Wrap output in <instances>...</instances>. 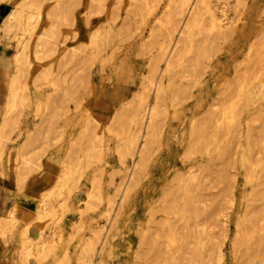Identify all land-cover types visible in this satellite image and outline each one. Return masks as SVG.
<instances>
[{"label": "rangeland", "instance_id": "1", "mask_svg": "<svg viewBox=\"0 0 264 264\" xmlns=\"http://www.w3.org/2000/svg\"><path fill=\"white\" fill-rule=\"evenodd\" d=\"M55 1L59 0H47L44 7L47 8ZM77 1H81V4ZM77 1L73 2L76 5L79 3L80 6L71 5L73 4L72 2L70 5L76 6L77 8L75 7V10L68 11V13H72V16L74 14V18H70L65 21L64 24L62 23V25H59L57 35L52 37V39L54 38L55 40H50L54 45L49 42L48 47L52 49H49L52 51L51 55L42 61H34L32 69L30 70V75L26 78L30 88L35 89L34 83H32L31 80L35 77L34 75H36L37 71L40 70L41 66L45 63H57L59 57L62 55V51H65V57H62V60H60V63L62 62V67L57 65L59 66L57 70H59V72L61 68L62 70L57 74L58 76L67 75V86L69 85V93L67 94L69 95H65L66 93L61 92V89L57 92L59 95L58 109L61 111L56 120L57 123L53 125L44 124L46 128L43 129V125L37 133V124L41 121V117H43V119L44 117L46 118L48 114H50L49 111L52 109L50 101H47L49 106H47L48 103L45 105L44 102L52 88L49 86L51 76L48 75L46 79H37L36 85L37 88H39L38 92L40 94V102L38 101L37 103L39 104L35 105L36 102H29L28 106H26L28 103L26 105H19L20 108H18V112H14L16 117H18L16 118L18 121L15 124V128L9 130L6 133V137L1 139L0 217L6 216L8 211L12 209V205H16V208H18L16 209L17 212L15 211L16 220H14V222L16 221V223L13 224L14 234L11 233L12 229L10 226L8 228V225L2 222V226L5 228L8 236L7 240L0 236V264H21L19 260H17L16 255L19 251V238H26L36 244L40 234H45L44 236H47L46 239L48 241L54 242L53 244L56 246L55 252L44 258L45 262L31 256L28 261L30 264H53L55 263L54 259L64 252L63 249L66 250L65 252H67V255L70 257H68L67 261L69 262H66V264H88L82 261V257H79L82 256L85 239L91 236V238H93V236L95 238V234L97 236L95 241L97 240L98 242H94L96 244L95 246L99 248L102 247V249L99 254L97 253L98 255H90L95 258V261L98 260L99 263L102 262V264H211V262L216 264L215 253L217 252V247H214V245L218 242H221L219 245L221 259L218 264H264V247L253 245V240H250L248 246L251 248L247 251V249H245L246 247H233L232 243L235 232V221H237L238 217L243 215V211H245L244 209H246L248 205L256 207L261 206L260 209L264 212V203L262 204L264 198L259 199L260 196L258 198L256 195H254V197L250 196L252 191H256L255 189L259 187L261 189L264 188V150L260 153V159L256 160L257 151L256 148L251 145L254 143V139L256 140L258 137L253 138L255 134H252L253 136H249V138L246 135L248 139H246V137L244 138L249 129H254L253 133L255 132L257 136H261V133L264 132V118L260 116L256 117L260 114L257 111L262 109L263 112L264 109V91L261 92L262 96L259 100H253L252 103L248 105L247 109L240 112L239 119L241 126L239 128L226 129V123L221 115H218L220 109L217 108L221 100L228 98V94L231 90L229 89L230 87L225 84L227 81L232 82L234 80H232V78L236 77V75H241V73L242 75H245L246 72L249 73L248 69L250 68L248 67H251L253 63L256 68L264 67V65H262L264 63V0H211V2L209 0V5L212 8L210 9L212 11L210 10L209 15L208 12L204 11H202L201 14V17L204 19V21L203 19L202 21L206 22L204 24L201 22V25L203 27L205 26V30H202L203 27L201 25H199V31L195 29V33H193L192 36L193 42L191 43V48H189V44L186 45L183 49L184 52L181 50V57L179 55V58L173 59L175 63L172 61L174 64L171 63L168 68L169 70L164 74L163 82L165 84V94L160 100V114L155 117L156 123L158 124L155 123L156 127L159 126V128H157L150 137L152 144L149 141V145L146 147L147 151L141 165V167H143L141 171L143 172L142 174L139 173L137 179L138 183L137 181L135 182L136 184L129 190L127 196L123 198V200H121V193H123L127 185L128 170L131 169V166L136 160L135 155H127L125 159V166L128 169L125 171H127V173L121 170L123 166L119 164L120 160L118 159L125 149L122 141L125 139L129 119L136 105V100L135 97L133 99V95L134 92L140 88L141 79L143 80L144 78L142 76L147 73L148 67L151 65V59L157 51V44L164 40L163 36L165 33L163 32H165L169 24H171L166 21L167 17L172 13V10L171 7H167L166 5L168 0H164V2L160 0L155 8H151L154 4L152 3L153 0L152 2L149 0H136L137 4L133 3L134 5L131 1L134 2L135 0H125L127 4L124 0ZM120 1H122V4ZM0 2L5 3L9 11L14 6L15 0ZM63 2L66 3L65 0ZM67 2L70 3L71 1L69 0ZM116 2L121 5L117 6L119 4ZM88 3H90L91 6H88ZM124 3L127 7L128 5L130 6V12L133 11L132 9L135 10L133 11L134 13L132 12V16L127 7L126 9L128 11L126 12L125 6L123 5ZM96 5L98 8L102 7L99 10L101 14L98 13L99 11L97 9H93L97 8ZM164 5H166V7ZM134 6H136V8H133ZM86 7L91 11L88 12ZM116 8L118 9L117 16L115 15L117 20H115L114 16ZM214 9L215 11H213ZM94 10H96V13L92 14ZM161 10H163L162 12L164 14ZM220 11H223L222 13L224 14ZM88 13L90 14L88 15ZM205 13H207L208 16L212 13L214 15L217 14L215 15L216 17L222 16L221 19H225L222 21L225 24L227 23L223 26V34H225L226 37V35L230 33L226 39H223L224 35L221 36L223 38H219L218 36L220 35H213V33L215 34L217 31L211 30L209 26L206 27L209 17H206ZM65 14H67V12ZM159 15H162L160 16L161 23H159V30H156V24L158 23H154V19ZM124 16L125 18L128 17V20L124 18L127 24L122 22ZM43 18L42 16L38 22L39 26L43 25ZM84 19L85 22H83ZM86 19H88V21ZM107 19L109 23L106 24L111 26L114 21L113 26L109 27L105 24ZM69 21L73 25L70 23V25L67 26ZM85 23H89L88 26L85 25ZM123 23L126 25L125 28L123 26V29H121V26L117 27V25ZM150 25L154 26H151V28ZM103 26L106 31H103ZM200 26L202 27V31L200 30ZM95 27H97V29L99 28L98 32L101 33V37L107 35L109 32L108 35H110V38L108 39L109 42L107 41V45L105 44L104 47L98 48L102 53L99 54L98 52V57L92 60V64L87 58V60L85 59L84 51H86V49L83 44L86 40V34L92 32ZM151 29H154L155 32L157 31L154 33L155 35L150 34ZM119 30H123L121 32L122 34L119 33ZM118 34L119 36H117ZM6 35L2 37L7 40L6 43L8 42V44L13 47L15 41V38L12 37V35H14L13 32H8ZM72 35L75 36L73 37ZM147 35L151 37L148 36L147 38ZM213 36H217V39ZM142 39L144 40L142 41ZM213 39L216 42V48L215 45H213L215 44ZM212 40L214 43L211 45ZM142 42H148L146 44L147 46H141ZM78 43H80V45L77 46ZM109 43L111 46L108 45ZM209 48L212 49L209 51L207 50ZM68 49L71 51H68ZM208 53L209 55L207 56ZM74 54L76 55L73 56ZM78 61H82L83 63L81 62L80 64ZM249 62L252 63L250 66L248 65L247 68L243 67ZM60 63L58 62V64ZM64 65L66 66L64 67ZM163 65L165 66V58L158 61L159 68H164ZM65 71L68 72L65 73ZM79 73L81 75H79ZM86 75H89L91 83L87 85L88 87L84 80L81 79ZM48 78L49 80H47ZM75 78L78 80H75ZM42 82L45 84H42ZM0 84L3 90H6L4 82L2 81ZM83 85L87 88L85 89L82 87ZM180 94L182 95L179 96ZM68 96H70V98ZM219 98L221 100H219ZM2 99H6L5 93L3 92ZM129 99L130 103L128 102ZM61 101L65 106L62 107L63 104ZM67 102L68 104H66ZM212 103L213 106H211ZM125 106L127 108H125ZM3 107V109L0 108V111H2L0 112V120L3 118L5 104H3ZM209 108H211L210 111L213 112L214 116V121L212 120L214 123L212 122L211 124L213 125H210L212 131L208 128L207 131L210 135H205L204 139L206 140L203 142L199 139L201 143L197 141L200 145L204 143V147L200 149V146H197L199 151L195 149L193 151L196 152L191 150V152L185 154L187 153L185 150L194 142L195 137L193 138L194 134L191 135V133H195V131L199 130V126L197 127V125H200V120L204 115L203 112H206ZM19 109L23 110L19 112ZM122 109L125 110V112L119 111L121 115L119 114L120 117L116 118V120L115 117L117 115L115 116V114H117L118 110L122 111ZM214 109L219 113L215 112ZM255 110L257 113H255ZM252 111L253 115L254 113L257 115L252 116ZM123 113L125 115L122 118ZM128 113H131V115ZM45 114H47V116H45ZM244 114H247V116ZM248 115H251V117H248ZM252 117L255 118L253 119ZM112 118L115 120H112ZM119 118L121 119L118 121ZM250 118L253 119L254 123ZM245 119L247 120L246 123H244ZM248 119H250L249 122ZM255 125H257V128L254 127ZM260 125L262 128L259 127ZM260 128L262 130H260ZM255 129L257 130L255 131ZM123 131H125V134ZM219 131L220 133H218ZM221 132L224 133V135ZM114 133H116L117 136H115ZM250 133H252V131ZM215 136H219L218 138L216 137L217 140H215ZM242 141L244 142L241 143ZM248 141L249 146L247 145ZM214 143L215 145L213 147L212 144ZM238 143L240 147H237ZM117 144H119V146ZM209 147H213L212 152L209 150ZM221 148H226V151H229L231 154L228 162H224L223 160L220 161V158L217 160L218 155L216 154L219 153L217 152L219 149L222 150ZM238 149L248 150L250 155L253 153V156L251 155L252 157H250L253 162L251 163L250 160L249 162H245V165L243 162H240L239 159L233 162L236 151H239ZM69 151L73 152V154ZM74 151H76V153H74ZM21 157L28 158L30 161L36 163H28L30 175L25 176L18 184L17 180L14 178L16 166L20 164L19 158ZM63 159H67L65 161L70 163V165L71 163L75 164L81 162V165L86 167L82 176L79 178L78 187L70 193L64 205L65 207L59 208L61 212H59L57 208V211L52 213L54 216L50 214L39 219L35 218L34 212L39 190L42 186L44 187L52 183ZM242 167L244 170L245 167H247V172H244ZM101 168L102 170H100ZM189 168H192L194 171L196 183L186 184L184 181L178 179L179 176H182V172H186ZM93 169H95V171ZM98 171H102V173L100 174ZM97 173L100 174L98 178L99 190L100 193H102L100 197L101 200L94 198L90 202L92 204L91 207L86 208L84 202L87 199V188L91 185L90 178L92 175L96 176ZM123 173L126 177H124ZM99 174H97V176ZM250 174L251 177L247 181V176ZM260 175H263L261 179ZM122 176L124 178H122ZM230 179H234L233 183L230 182ZM256 183H258V186ZM185 184L187 187H185ZM186 189L189 190L187 191ZM172 191V196H169L167 199L165 198L166 200L162 198L166 192ZM174 191L176 192L174 193ZM114 193H116V195ZM183 194L186 195L184 196ZM105 195L112 196L113 199L111 203H113V201L114 203L108 204V197L105 198ZM169 198H172V201ZM249 198L252 200L257 198L259 200L256 199L257 202H249L251 200ZM161 199H164V202ZM167 200H169L168 202L170 204ZM115 204L118 208L114 207ZM162 205L167 206L165 207L166 211L162 210ZM159 206L162 208L160 209ZM83 208H86V210ZM105 210L108 214L103 213L106 212ZM112 215L115 217H112ZM50 216L51 218L49 219ZM46 220H48V222ZM262 222L264 223V220H262L261 223ZM98 224L103 225L101 226L102 230L100 228L101 231L97 230L96 233H94V231H92L94 229L93 227ZM112 224L114 226H112ZM16 230H19L18 234ZM91 232L94 235H92ZM12 236L14 238H12ZM48 237L50 239H48ZM89 239L90 238L87 240ZM108 245L110 246L108 247ZM107 249L108 251H106ZM99 255L103 256V258L100 259Z\"/></svg>", "mask_w": 264, "mask_h": 264}, {"label": "bare ground", "instance_id": "2", "mask_svg": "<svg viewBox=\"0 0 264 264\" xmlns=\"http://www.w3.org/2000/svg\"><path fill=\"white\" fill-rule=\"evenodd\" d=\"M0 1H9V0H0ZM46 1L47 0H15L14 2V6L6 13V15L4 16L3 20H2V25L0 26V36H3V35H6L8 32L12 33L14 35H12L13 38H15V41H14V45H13V48L10 52V55H9V62L12 66V70L11 71H6L5 74H4V77H3V82L6 86V92H5V111L3 113V118L0 120V145L2 144V141L1 139L3 137H6V133L9 131V130H12L13 128H15V124L17 123L18 117H16V115L14 114V112H18V108L19 105H29V102L31 103H37L39 101V92H38V89L37 88V79L38 78H44L46 79V77L51 76L50 78V85L52 88H51V91H49L50 93H48L49 95L46 97V96H43V97H46L45 98V105L50 101V103L52 104V109L49 111L50 114H45V116H47L46 118L44 117H41V121L37 124V133L39 131V129L44 125V124H54V123H57V119L59 117V113L61 112L60 109H58V105H59V102H58V97L59 95L57 94L58 90L61 89V92L63 93H66L65 95H69L67 93H69L68 91V87L69 85L67 86V75H63V76H58V74L61 72H59V70H57V67L61 66L62 67V62L60 63V60H62V57H65L66 53L65 51L63 50L62 51V55L59 57V63H54V62H51V63H45L43 66H41L39 73L37 71L36 75H34L35 77L32 78V83H34V88L37 89H31L30 86L28 85L27 83V80L26 78L30 75V70L32 69V65L34 63V61H42L46 58H48L52 51L51 47H48L49 46V42L50 40H55L54 38L52 39V37H54L55 35H57L58 33V27L59 25H62V23L64 24L65 21H67L68 19H73L74 17V14L73 16L68 13V11H71V10H75L74 8L76 6H80V2L81 1H77V0H70L71 2L68 3L67 1L69 0H65L66 3H64L63 1L64 0H59V1H55L52 5L48 6L47 8H45V4H46ZM77 1L79 2L78 5L74 4V2ZM90 2V0H88ZM92 1V0H91ZM101 1V0H100ZM125 1V0H124ZM131 1V0H130ZM139 1V0H137ZM137 1L135 0L134 2L131 1V3L133 4H137ZM146 1V0H144ZM143 1V2H144ZM152 2V0H149ZM160 0H153L152 3L153 4V7L151 8H155L156 5H158ZM244 1V0H243ZM73 2V4H71ZM118 2V1H117ZM116 2V3H117ZM121 4H122V1H120ZM164 2V0H163ZM211 2V0H210ZM209 0H168L166 5L167 7H171V10H172V13L167 17V23H171L169 24V27L167 28V30L164 31L163 33L164 34V40L160 43L157 44V51L155 53V55H153V58L151 59V65L148 67V71L146 74H144L142 77L143 80L141 79V82H140V85H139V89L134 92V95H133V99L135 97V100H136V105L134 107V110H133V113L131 115V113L129 115H131V118L129 119V124H128V121H127V124H128V129H127V132H126V135H125V139L122 141L123 142V145L125 147V149L123 150L122 154H120L119 156V159L120 160V163L121 166H123V168L121 169L122 171L126 172L125 170H128L127 167L125 166V159H126V156L127 155H132L134 156L135 155V161L133 163V165L131 166V169L128 170L129 171V174H127V185L126 187L124 188L123 190V193H121L122 195V198L121 200H123V198H125L129 192V190H131L132 187H134V184H136L135 182L137 181L138 183V176H139V173L142 174L143 171H141V169L143 167H141L142 165V162L144 160V157H145V154H146V147L147 145H149V141H150V137L152 136V134L156 131L158 127H156V120H155V117L160 114V109H159V106H160V100L161 98H163L164 94H165V87H164V82H163V77H164V74L167 73V71L169 70V66L170 64H174V60L173 59H176L177 57L179 58V55L181 57L182 55V51L186 45L189 44V48H191V43L193 42L192 41V36H193V33H195V29L198 30L199 28V25H201V22L202 24L206 23V22H203L204 19L201 17V14H202V11L204 12H208V15L210 13V10L212 9L211 6L209 5ZM240 2V1H239ZM125 3L127 4V2L125 1ZM123 4L125 6V10L126 12L130 9L129 5L128 7L126 6V4ZM139 3V2H138ZM145 3V2H144ZM151 3V4H152ZM64 4V5H63ZM76 5L75 7L74 6H71V5ZM89 5L88 6H91L90 3H88ZM102 4V3H101ZM105 4V3H104ZM103 4V5H104ZM119 5L117 6H120L121 4L120 3H117ZM133 4V5H134ZM148 4V3H147ZM146 4V5H147ZM93 5V4H92ZM99 5V4H97ZM96 5L97 8H93V9H97L98 11L102 8V7H99ZM131 5V4H130ZM166 5H164L166 7ZM111 6V4H110ZM116 6V7H117ZM123 6V7H124ZM152 6V5H150ZM214 6V4H213ZM212 6V7H213ZM70 7V8H69ZM115 7V5H114ZM112 6V8L115 10ZM127 7V9H126ZM132 7V6H131ZM138 7V5H137ZM148 7V6H147ZM218 7V5H217ZM216 7V9H217ZM77 8V7H76ZM87 8V11L90 12L91 10H88L89 8ZM111 8V9H112ZM133 8H136V6H134ZM164 8V7H163ZM211 8V9H210ZM223 8V7H222ZM221 8V9H222ZM69 9V10H68ZM85 9V8H84ZM124 9V8H122ZM132 9V8H131ZM149 9V7H148ZM147 9V10H148ZM167 9V8H166ZM219 9V8H218ZM114 10H111V11H114ZM133 11H135L134 9H132ZM152 10V9H151ZM164 10V9H163ZM161 10V12L163 11ZM223 10V9H222ZM118 9L116 8V13L114 14V16L118 13L117 12ZM132 11V12H133ZM153 11V10H152ZM165 11V10H164ZM212 11V10H211ZM215 11V9L213 10ZM67 12V14H65ZM85 12V10H84ZM130 12V10H129ZM131 13V16L133 15V13ZM221 12V11H220ZM219 12V13H220ZM223 12V11H222ZM221 12V13H222ZM78 13V12H77ZM96 13V10L93 11L92 14ZM100 13V11L98 12ZM112 13V12H111ZM163 13V12H162ZM216 13V12H215ZM220 13V14H221ZM86 14V13H85ZM84 14V16H85ZM90 13H88L89 15ZM101 14V13H100ZM164 14V13H163ZM204 14V13H203ZM224 14V13H222ZM78 15V14H77ZM111 15V14H110ZM109 15V16H110ZM206 17L208 16L207 13H205ZM217 15V14H215ZM213 13L210 14L209 17V21L208 20H205V21H208V23L206 24V27L209 26V28L211 30H215L217 31L215 34L213 33V35H220L218 36L219 38H223L221 37L222 35H224V38L223 39H226L227 36L230 34H227L226 37H225V34H223V26L225 23H223L222 21L225 20V19H221V17H216ZM42 16L44 17V22H43V25L42 26H39L38 25V22L40 21V19L42 18ZM104 16V15H103ZM108 16V15H107ZM113 16V15H111ZM110 16V17H111ZM117 16V15H116ZM115 16V20H117ZM160 16L162 15H159L157 17H155V22L154 23H158L156 24V30H159V23H161V20H160ZM224 16V15H223ZM226 16V15H225ZM82 17V15H81ZM99 17V16H98ZM87 18V17H86ZM96 18V17H95ZM113 18V17H112ZM125 16L123 17V21L122 22H125L126 21L124 20ZM128 18V17H127ZM125 18V19H127ZM205 18V17H204ZM226 18V17H225ZM106 19V18H104ZM203 19V21H202ZM83 20V19H81ZM88 21V19H86ZM97 20V19H96ZM128 20V19H127ZM130 20V19H129ZM107 21V22H106ZM105 21V24L106 23H109L108 19ZM112 21V20H110ZM229 21V20H228ZM227 21V22H228ZM77 22V21H76ZM85 22V19L84 21ZM146 22V21H145ZM164 22H165V19H164ZM67 23V22H66ZM70 21H69V24L67 26L70 25ZM102 23V22H101ZM104 23V22H103ZM113 23L114 21L112 22V25L113 26ZM125 23L121 24V25H117L118 26H121V29H123V27L125 28ZM153 23V24H154ZM229 23V22H228ZM230 23H231V20H230ZM72 24V23H71ZM89 23H85V25L88 26ZM100 24V23H99ZM98 24V25H99ZM127 24V23H126ZM227 24V23H226ZM225 24V25H226ZM73 25V24H72ZM104 25V24H103ZM107 26H109L108 24H106ZM144 25V24H143ZM109 26V27H111ZM115 26V25H114ZM123 26V27H122ZM153 27L154 25H150V27ZM202 26V25H201ZM200 26V30L201 27ZM99 27V26H98ZM104 27V26H103ZM102 27V28H103ZM108 27V28H109ZM149 27V28H150ZM151 27V28H152ZM158 27V28H157ZM205 27V26H204ZM204 27L202 28V30H205ZM63 28V27H62ZM93 28V27H92ZM91 28V29H92ZM107 28V27H106ZM61 29V27H60ZM64 29V28H63ZM85 29H86V26H85ZM99 29V28H98ZM98 29L97 27L94 28V30L92 32H88L86 34V40L84 41V48L86 49L85 52V59L87 58L88 61H91L92 64H93V59L97 58L98 57V52L99 54L102 53V51L100 52L98 48H101V47H104V45L106 44L107 45V41L108 39L110 38V35L109 32L107 35H104L103 37H101V33L98 32ZM111 29V28H110ZM109 29V30H110ZM127 29V28H126ZM106 31L105 27L103 29V31ZM113 30V29H112ZM128 30V29H127ZM201 30V31H202ZM87 31V30H86ZM111 31V30H110ZM120 31V30H119ZM123 31V30H122ZM122 31H120L119 33H121ZM199 31V30H198ZM61 32V31H60ZM112 32V31H111ZM136 32V31H135ZM150 32V30H149ZM157 32V31H156ZM154 29H151V32L150 34H154L156 33ZM197 32V31H196ZM64 33V32H63ZM73 33V32H72ZM198 33V32H197ZM196 33V34H197ZM225 33V32H224ZM62 34V33H60ZM122 34V33H121ZM11 35V34H10ZM155 35V34H154ZM7 36V35H6ZM73 36V35H72ZM75 36V35H74ZM73 36V37H74ZM119 36V34L117 35ZM148 36L150 35H147V38ZM9 37V35H8ZM65 37V35H64ZM151 37V36H150ZM213 37H217V36H213ZM118 38V37H117ZM143 38V37H142ZM214 38V39H215ZM11 39V38H10ZM213 39V40H214ZM217 39V38H216ZM9 40V39H8ZM144 39H142L143 41ZM148 40V39H147ZM161 40V39H160ZM212 40V43L211 45L215 42H213ZM220 40V39H219ZM7 41V40H6ZM114 41V40H113ZM119 41V40H118ZM149 41V40H148ZM63 42V41H62ZM109 42V41H108ZM145 42V41H144ZM142 42V45L141 46H147L146 43ZM199 42V41H198ZM8 43V42H7ZM53 44V42H50ZM4 44V43H3ZM2 44V45H3ZM112 44V43H111ZM117 44V43H115ZM114 44V45H115ZM198 44V43H197ZM263 44V43H262ZM7 45V44H6ZM54 45V44H53ZM80 45V43L77 44V46ZM110 45V43L108 44ZM194 45V44H193ZM210 45V44H209ZM208 45V46H209ZM215 48H216V42L215 44ZM264 45V44H263ZM52 46V45H51ZM76 46V47H77ZM111 46V45H110ZM113 46V45H112ZM75 47V46H74ZM89 47V48H88ZM114 47V46H113ZM213 47V46H212ZM263 47V46H262ZM78 48V47H77ZM82 48V47H81ZM115 48V47H114ZM112 48V49H114ZM197 48V47H196ZM214 48V49H215ZM50 49V50H49ZM104 49V48H103ZM119 49V48H118ZM212 49V48H211ZM210 48L207 49V50H211ZM70 49H68L69 51ZM84 50V49H83ZM187 50V49H186ZM190 50V49H189ZM67 51V53H68ZM71 51V50H70ZM104 51V50H103ZM106 51V50H105ZM207 51V52H209ZM215 51V50H214ZM213 51V52H214ZM78 52V51H76ZM81 52V51H79ZM184 52V50H183ZM263 53V52H262ZM248 54V53H247ZM69 55V54H68ZM76 54H74L73 56H75ZM209 55V53L207 54V56ZM264 55V54H263ZM79 56V55H78ZM101 56V55H100ZM106 56V55H105ZM186 56V55H185ZM70 57V56H69ZM82 57V56H81ZM107 57V56H106ZM261 57V56H260ZM72 58V57H71ZM84 58V57H82ZM80 58V59H82ZM104 58V57H103ZM165 58V66L164 68H159L158 66V61L161 59ZM86 59V60H87ZM100 59V58H99ZM98 59V61H99ZM103 60V59H102ZM101 60V61H102ZM198 60V59H197ZM87 61V62H88ZM104 61V60H103ZM102 61V62H103ZM174 63H173V62ZM260 61V60H259ZM69 62V61H68ZM79 62V61H78ZM82 62V61H81ZM81 62H79L81 64ZM241 62V61H240ZM83 63V62H82ZM163 63V62H162ZM263 63V62H262ZM250 64L252 63H248L246 64L245 66L243 67H248V65L250 66ZM256 64V63H255ZM59 65V66H57ZM73 65V64H72ZM192 65V64H191ZM264 65V63L262 64ZM66 65H64L65 67ZM81 66V65H80ZM253 66V67H252ZM251 67H248L250 69H248L249 73L246 72V74L241 75H236V77H233L232 78V82H226L225 84L228 85L231 89L229 94H228V98L227 99H223L221 100L219 98L220 103H219V107H217L218 109H220V113L218 111H214L219 113L218 115H221V117L224 119V122L226 123L225 126H226V129L228 128H235V127H240L241 126V123H240V119H239V114L242 110H245L247 109L248 105L252 103L253 100L255 99H258L261 98L262 96V91H264V67L262 66L261 68H256L254 63ZM78 67V65H77ZM242 67V69H243ZM74 68V67H72ZM71 68V69H72ZM82 68V67H81ZM83 69V68H82ZM74 70V69H73ZM72 70V71H73ZM247 70V69H246ZM245 70V71H246ZM251 70V71H250ZM71 71V72H72ZM76 71V70H75ZM86 71V70H85ZM171 71V70H170ZM244 71V70H243ZM59 72V73H58ZM68 71H65V73H67ZM78 72V71H77ZM236 72V71H235ZM238 72V71H237ZM242 72V71H241ZM58 73V74H57ZM70 73V72H69ZM87 73V72H86ZM85 73V74H86ZM248 73V74H247ZM38 74V75H37ZM89 74V73H88ZM170 74V73H169ZM237 74V73H236ZM250 74V75H249ZM79 75H81L79 73ZM84 75V74H83ZM73 76V75H72ZM166 76H170V75H166ZM165 76V77H166ZM222 76V75H221ZM72 78V77H71ZM77 78H75L76 80ZM80 79V78H79ZM84 80L86 86L91 84L90 83V79H89V75H86L84 78H81ZM171 79V78H170ZM42 80V79H41ZM49 80V78L47 79ZM74 80V81H75ZM78 80V79H77ZM82 80V81H83ZM168 80V78H167ZM73 81V82H74ZM166 81V80H165ZM231 81V80H229ZM45 82V81H44ZM42 82V84L44 83ZM49 82V81H48ZM47 83V82H45ZM44 83V84H45ZM75 83V82H74ZM73 83V84H74ZM79 83V82H78ZM41 84V82H40ZM71 84V83H70ZM77 84V83H76ZM82 84V83H81ZM32 85V84H31ZM41 86V85H40ZM78 86V85H76ZM39 87V85H38ZM84 87V85L82 86ZM81 87V88H82ZM88 87V86H87ZM87 87H84L85 89ZM186 88V87H185ZM188 88V87H187ZM83 89V88H82ZM182 89V88H181ZM75 90V89H73ZM189 90V89H188ZM224 90V89H223ZM60 91V90H59ZM85 91V90H83ZM184 91V90H182ZM75 92V91H73ZM62 93V94H63ZM179 93H182V92H179ZM223 93V92H222ZM227 93V92H225ZM224 93V94H225ZM60 94V93H59ZM74 94V93H73ZM264 94V92H263ZM64 95V94H63ZM151 95V97H150ZM182 94H180L179 96H181ZM61 96V94H60ZM81 96V95H79ZM176 96V95H175ZM226 96V95H225ZM62 97V96H61ZM70 98V96H68ZM68 99V98H67ZM78 100V99H77ZM218 100V102H219ZM48 101V102H47ZM63 101V100H62ZM61 101V102H62ZM69 101V99H68ZM128 101V100H127ZM126 101V102H127ZM133 101V100H131ZM40 102V101H39ZM74 102V100H73ZM77 102V101H76ZM130 103V99L128 101ZM35 105H38L39 103H37ZM78 103V102H77ZM128 103V104H129ZM50 104V105H51ZM63 104V102H62ZM68 104V102L66 103ZM43 105V103H42ZM76 105V103H75ZM80 105V104H79ZM47 106H49V103L47 104ZM46 106V107H47ZM65 106L64 104L62 105V107ZM77 106V105H76ZM209 106V105H208ZM213 106V103L212 105ZM210 106V107H211ZM217 106V105H215ZM264 106V105H263ZM38 107V106H37ZM43 107V106H42ZM41 107V108H42ZM45 107V108H46ZM60 107V106H59ZM68 107V106H67ZM132 107V106H131ZM259 107V106H257ZM4 108V107H3ZM2 108V109H3ZM61 108V107H60ZM125 108H127L125 106ZM256 108V106H255ZM260 108V107H259ZM124 109V107H123ZM118 110L117 114H115V119L120 117L121 113L120 112H125V110ZM211 108H209L206 112L204 111V115L202 117V119L199 121L200 122V125H197V127L199 126V130L195 131V133H191V135L194 134L193 138H194V142L188 147L187 150H185V154H188L189 152H191V150H198L197 146H200V149L201 147H204V143H202V145H200L198 142L200 141L199 139H201V141H205L206 139L205 138V135H210L208 134V131L207 129L210 128L211 129V126L210 125H213L211 124L214 120H213V112L210 111ZM254 109V108H253ZM257 109V108H256ZM23 110V109H22ZM19 109V112L22 111ZM252 110V109H251ZM258 110V109H257ZM260 110V109H259ZM68 111V110H66ZM116 111V110H115ZM120 111V112H119ZM128 111V110H127ZM2 112V111H0ZM38 112V111H36ZM129 112V111H128ZM214 112V113H215ZM250 112V111H248ZM259 112L260 114H255ZM255 110V113L254 115H257L256 117L260 116L262 118H264V109H263V112H262V109L260 111H257ZM22 113V112H21ZM41 113V112H40ZM116 113V112H115ZM252 113V116L253 115V111L251 112ZM120 114V115H119ZM127 114V115H128ZM248 114V113H247ZM247 114L245 116H247ZM1 115V114H0ZM14 115V116H13ZM42 115V114H41ZM124 113L122 115V118L124 117ZM1 117V116H0ZM220 117V116H219ZM248 117H251V115ZM253 118V117H252ZM250 118V119H252ZM255 118V117H254ZM253 118V119H254ZM64 119V118H63ZM111 119V118H110ZM112 118V120H115ZM121 118L118 119V121L120 120ZM157 119V118H156ZM218 119V118H217ZM248 119V122L249 120ZM253 119H252V122H253ZM117 120V119H116ZM213 120V121H212ZM21 121V120H19ZM56 121V122H54ZM123 121V119H122ZM255 121V120H254ZM264 121V120H263ZM261 121V122H263ZM93 122V121H92ZM112 122V121H111ZM159 122V121H158ZM247 120L245 119L244 120V123H246ZM116 123V122H115ZM123 123V122H122ZM121 123V124H122ZM156 123V124H155ZM214 123V122H213ZM254 123V122H253ZM111 124V123H109ZM117 124V123H116ZM126 124V125H127ZM257 124V123H256ZM261 124V123H260ZM51 125V126H52ZM56 125V124H55ZM158 125V124H157ZM244 125V124H243ZM262 125V124H261ZM261 125L259 127H261ZM46 125H44L43 129H45ZM263 126V125H262ZM56 127V126H55ZM96 127V126H95ZM213 127V126H212ZM255 128H257V125L254 126ZM259 127H258V130H259ZM97 128V127H96ZM251 128V127H250ZM262 128V127H261ZM260 128V130H262ZM60 129V128H59ZM106 129V128H105ZM116 129V128H115ZM197 129V128H196ZM195 129V130H196ZM246 129H249V128H246ZM253 129V128H252ZM48 130V128H47ZM95 130V129H94ZM191 130V129H190ZM223 130V129H222ZM251 129H249V131L247 130V133L245 131V136L244 138L247 137L249 138V136H253V138H257L256 140L254 139V143L251 145L252 147L254 146L256 148V160L260 159V153L263 152L264 150V132L261 133V136H257V134L254 132L253 133V130L252 133H250ZM257 129H255L256 131ZM49 131V130H48ZM115 131V130H114ZM212 131V129H211ZM210 131V133H211ZM240 131V130H239ZM238 131V132H239ZM264 131V129H263ZM118 132V131H117ZM124 134H125V131H123ZM194 132V131H193ZM223 132V131H222ZM221 132V133H222ZM81 133V132H80ZM111 133V132H110ZM119 133V132H118ZM220 133V131L218 132ZM231 133V132H230ZM243 133V132H242ZM258 133V132H257ZM115 136H117L116 133H114ZM217 134V133H216ZM224 135V133H222ZM253 134V135H252ZM119 135V134H118ZM98 136V135H97ZM100 137V136H99ZM158 137V136H157ZM207 137V136H206ZM217 136H215V140ZM219 137V136H218ZM217 137V138H218ZM246 137V139H248ZM79 138V137H78ZM122 138V137H121ZM121 138H120V141H121ZM222 138V137H221ZM234 138V137H233ZM251 138V137H250ZM5 139V138H4ZM102 139V138H101ZM100 139V141H101ZM203 139V140H202ZM245 139V140H246ZM98 140V139H97ZM140 140V141H138ZM229 140V139H228ZM227 140V141H228ZM244 140V139H243ZM78 141V140H77ZM198 141V142H197ZM200 141V143H201ZM210 141V140H208ZM247 141V140H246ZM251 141V139H250ZM92 142V141H91ZM151 142V141H150ZM197 142V143H196ZM244 141H242L241 143H243ZM209 143V142H208ZM251 143V142H250ZM152 144V142H151ZM198 144V145H197ZM226 144V143H225ZM98 145V144H97ZM119 146V144H117ZM215 143L212 144V146L214 147ZM227 145V144H226ZM230 145V144H229ZM246 145V144H245ZM247 145L249 146V141L247 143ZM223 146V145H222ZM221 146V147H222ZM240 147V144L238 143L237 147ZM1 147V146H0ZM76 147V145H75ZM102 147V146H101ZM213 147H209L211 150V152L213 151ZM228 147V146H227ZM86 148V147H85ZM84 148V150H85ZM96 148V147H95ZM115 148V147H114ZM120 148V147H119ZM222 149V148H221ZM78 150V149H76ZM96 150V149H94ZM208 150V151H209ZM239 150V149H238ZM98 151V150H96ZM199 151V150H198ZM71 152V151H69ZM118 152V151H117ZM193 152H196V151H193ZM192 152V153H193ZM219 153H217L216 155L217 156V160H219L220 158V161L223 160L224 162H228L230 157H231V154L229 153V151L227 152L226 151V148H223L222 150L219 149V151H217ZM19 153V152H18ZM73 154V152H71ZM74 153H76V151H74ZM97 153V152H96ZM191 153V154H192ZM201 153V152H200ZM207 153V152H206ZM251 153V152H250ZM85 154V153H84ZM94 154V153H93ZM22 155V154H21ZM68 155V154H67ZM66 155V156H67ZM215 155V157H216ZM234 155V154H233ZM251 155L253 156V153H251ZM250 154H249V151L248 150H243V149H240L239 151H236L235 155H234V161L236 159H239L240 162H243V164L245 162H249L251 159L250 157H252ZM73 156V155H72ZM87 156V155H86ZM91 156V154H90ZM20 157V155H19ZM73 157H76V156H73ZM98 157V156H97ZM14 158H17V157H14ZM69 158V157H68ZM67 158V159H68ZM93 158V157H92ZM65 159V160H67ZM83 159V158H82ZM255 159V158H254ZM63 159V161L60 163V167L58 168V171L55 175V178L52 180V183H50V185H45L44 187L42 186V188L39 190V196H38V199H37V202H36V206H35V218H41L43 216H46V215H50L51 216H54L52 215V213H55L57 211V208L59 209L60 207H63L66 202H67V198L69 197L70 193L76 189L78 187V183H79V178L82 176L83 172H84V169L86 168L85 166L81 165V162H77V163H67V161H65ZM73 160V159H72ZM71 160V161H72ZM84 160V159H83ZM96 160V159H95ZM82 161V160H81ZM222 161V162H223ZM19 162L20 164L16 166V170H15V180H17L18 184L20 183V180L23 179L25 176L27 175H30L29 173V168H28V163L32 162L30 161V159L28 158H24V157H21L19 158ZM34 162V161H33ZM32 162V163H33ZM74 162V161H72ZM76 162V161H75ZM127 162V160H126ZM253 162V160H251V163ZM36 163V162H34ZM220 163V162H219ZM218 163V165H219ZM85 164V163H84ZM232 164V163H230ZM236 164V163H235ZM234 164V165H235ZM38 165V164H37ZM70 165V166H69ZM242 165V164H241ZM245 165V164H244ZM243 165V166H244ZM223 166V165H222ZM232 166V165H231ZM40 167V166H39ZM103 168V167H102ZM102 168L100 170H102ZM230 168V167H229ZM243 168V167H242ZM29 169V170H28ZM96 169V168H95ZM95 169H93L95 171ZM92 170V171H93ZM144 170V169H143ZM236 170V169H235ZM244 170V168L242 169ZM33 171V170H32ZM141 171V172H139ZM247 172V167H245V170L244 172ZM258 171V170H256ZM8 172V171H7ZM13 172V171H12ZM99 172V171H98ZM243 172V173H244ZM34 173V172H33ZM100 174L102 173L99 172ZM97 173V174H99ZM122 173V172H121ZM257 173V172H256ZM264 173V172H263ZM262 173V174H263ZM3 174V173H2ZM96 174V176H97ZM100 174L96 177L95 175H92V177L90 178V187L87 188V199L85 200V207L86 208H89L91 207V200H93L94 198H97L98 200L100 199L101 197V194L100 193V190H99V176ZM124 177H126V175L123 173ZM264 175V174H263ZM263 175H260V179L261 177H263ZM141 176V175H140ZM122 176V178H124ZM251 177V174L247 176V181L250 179ZM121 178V179H122ZM179 180H182L184 181L186 184H190V183H193L195 182V174H194V171L192 170V168H189L186 172H182V176H179L178 177ZM263 179V178H262ZM89 180V179H88ZM123 180V179H122ZM233 180L234 179H230V182L233 183ZM262 181V180H261ZM260 182V180H259ZM177 183V182H176ZM196 183V182H195ZM255 183V182H254ZM253 183V184H254ZM11 184V183H10ZM185 184V187H187V185ZM257 186H258V183H256ZM263 184V183H262ZM231 185V184H230ZM260 185V184H259ZM189 186V185H188ZM253 186V185H252ZM255 186V184H254ZM17 187V186H16ZM197 187V185H196ZM232 187V186H231ZM183 189V188H182ZM264 189V188H263ZM261 189L260 187L255 189L256 191H252L251 193L254 194H250L251 197H254V195L260 196L259 199H262L264 198V190ZM115 190V189H114ZM181 190V189H179ZM187 190V189H186ZM189 190V189H188ZM187 190V191H188ZM228 190V188H227ZM231 190V189H230ZM117 191V189H116ZM121 191V190H120ZM170 191V190H169ZM177 191V190H176ZM174 191V193L176 192ZM117 193V192H116ZM116 193H114L116 195ZM172 192H166L165 195L162 196V198H168L169 196H172ZM184 193V192H183ZM178 194V193H177ZM231 194V193H230ZM130 195V194H129ZM174 195V194H173ZM184 196L186 194H183ZM226 195V194H225ZM108 197V198H107ZM112 196H106L105 195V198H107L108 200V204H110L112 202V199L113 197L111 198ZM37 198V197H36ZM161 198V197H160ZM185 198V197H184ZM104 199V197H103ZM102 199V200H103ZM115 199V198H114ZM128 199V198H127ZM164 199H161L163 202H164ZM165 199V200H166ZM171 201H172V198H169ZM189 199V197H188ZM251 199V198H249ZM248 199V200H249ZM255 198V200H250L249 202H254L259 199ZM101 200V199H100ZM120 200V199H119ZM117 200V201H119ZM196 200V199H195ZM246 200V199H245ZM264 200V199H263ZM161 201V202H162ZM169 200H167L168 202ZM186 201V200H185ZM191 201V200H190ZM189 202V201H188ZM248 202V203H249ZM114 203V201H113ZM111 203V204H113ZM119 203V202H118ZM117 203V204H118ZM169 203V202H168ZM187 203V202H186ZM184 203V204H186ZM259 203V202H258ZM264 203V201H262V204ZM14 204V203H13ZM170 204V203H169ZM119 205V204H118ZM117 205V206H118ZM264 205V204H263ZM12 209H10L8 211V213L6 214L5 217H1L0 218V236L1 237H4L6 238L5 240H7V232L5 230V228H3L2 226V222L5 223V225H8V228L10 226V228L12 229L11 233L14 234V230H13V224L16 223V221L14 222L15 219V213L17 212V208H16V205H12ZM107 206V205H106ZM163 206V205H162ZM170 206V205H169ZM65 207V206H64ZM116 207V204L115 206ZM160 207V206H159ZM167 206H163L160 207V209L162 208V210H165ZM261 206H253V205H248L246 207V209H244L245 211H243V215L238 217L236 224H235V232H234V237L232 239V243H233V247H246L245 249H247V251L249 250V243H250V240H253V245L257 246V247H264V223L261 221L264 220V212L260 209ZM20 208V207H19ZM86 208H83L86 210ZM107 208V207H106ZM118 208V207H116ZM122 208V207H121ZM21 209V208H20ZM92 209V208H91ZM115 209V208H114ZM25 210V209H23ZM117 210V209H116ZM115 210V211H116ZM16 211V212H15ZM106 211V210H105ZM111 211V210H110ZM114 211V213H115ZM166 211V210H165ZM188 211V210H187ZM24 212V211H23ZM59 212L60 209H59ZM117 212V211H116ZM191 212V211H189ZM193 212V211H192ZM83 213V211H82ZM104 214L107 213L106 212H103ZM111 213V212H110ZM195 213V212H194ZM28 214V213H27ZM60 214V213H59ZM108 214V213H107ZM27 216V215H26ZM51 216L49 217V219L51 218ZM114 215H112L113 217ZM29 217V216H28ZM115 217V216H114ZM113 219V218H112ZM261 219V220H260ZM33 220V219H32ZM37 220V219H36ZM41 220V219H40ZM39 220V221H40ZM19 221V220H18ZM17 221V222H18ZM48 222V220H46ZM55 222V221H54ZM28 223V221H27ZM32 223V222H31ZM78 223V222H76ZM26 224V223H25ZM29 224V223H28ZM43 224V223H42ZM114 224V223H113ZM112 224V226H114ZM52 225V224H51ZM105 225V224H104ZM111 225V224H110ZM24 226V225H23ZM81 226V225H80ZM101 226L103 225H96L95 227H93L94 229L92 231H94V233H96V231H101L102 228ZM22 227V226H21ZM44 227V226H43ZM42 227V228H43ZM50 227V226H49ZM15 228V227H14ZM26 228V227H25ZM101 228V230H100ZM77 229V228H76ZM110 229V227H109ZM40 230H41V227H40ZM107 230V229H106ZM17 231V230H16ZM19 231V230H18ZM16 232L17 234L19 232ZM21 231V230H20ZM10 233V234H11ZM48 233V232H47ZM52 233V232H51ZM92 233V232H91ZM6 234V235H5ZM27 234V233H25ZM23 235V233H22ZM37 235V234H36ZM35 235V236H36ZM45 234H40L39 236V240L36 244H34L33 242H31L30 240L26 239V238H19V251L18 253L16 254L17 255V260H19V262L21 264H28L29 262V257L31 258L32 257H36L38 260H43L44 261V258H46L47 256L49 255H52L54 254V250L56 248V246L51 242V241H48L46 239L47 236H44ZM54 235V234H53ZM92 235H94L92 233ZM6 236V237H5ZM15 236V235H14ZM17 236V235H16ZM34 236V238H35ZM52 236V235H51ZM11 237V235H10ZM9 237V238H10ZM19 237V236H18ZM17 237V239H18ZM21 237V236H20ZM33 237V236H31ZM92 237V236H91ZM91 237H88L90 238L89 240L85 239V244L83 246V253H82V256L78 257L81 258L82 257V261L83 262H86L88 264H98L99 261L98 260H94L95 258L92 257V255L94 256L95 254L98 255L102 249V247H96L95 243H98L97 240L95 241V238H97L96 234H95V238L93 236V238ZM12 238H14L12 236ZM52 238V237H51ZM110 238V237H109ZM112 238V237H111ZM48 239H50L48 237ZM104 239V237H103ZM16 240V238H15ZM53 240V239H52ZM105 240V239H104ZM104 240H103V243H104ZM17 242V241H16ZM95 242V243H94ZM102 242V241H101ZM110 242V240H109ZM56 243V242H55ZM107 243V242H106ZM221 242H218V243H215L214 247H217L216 249V253L214 251V253L216 254V257H215V260H216V264L219 263L220 259H221V253H220V249H219V245H220ZM17 244V243H16ZM101 245V244H100ZM252 245V246H253ZM110 245H108L109 247ZM251 246V245H250ZM106 247V248H108ZM253 248V247H252ZM109 249V248H108ZM108 249L106 251H108ZM197 249V248H196ZM199 249V248H198ZM256 249V247H255ZM200 250V249H199ZM251 250V249H250ZM64 252L61 253L60 256H57L54 261L55 263L53 264H66V262H69L67 261L68 259V253L65 252L66 250L63 249ZM252 251V250H251ZM95 252V253H94ZM198 252V251H196ZM196 252H195V256H196ZM250 252V251H249ZM98 253V254H97ZM92 254V255H90ZM247 254V253H246ZM81 255V254H80ZM104 255H105V252H104ZM249 255V254H248ZM100 256V255H99ZM250 256V255H249ZM52 258V257H51ZM70 258V257H69ZM78 258V259H79ZM103 256H100V259H102ZM106 258V256H105ZM104 258V259H105ZM213 259V258H212ZM106 260V259H105ZM104 260V261H105ZM81 261V262H82ZM103 261V260H102ZM196 261V260H195ZM45 262V261H44ZM78 262V261H77ZM76 262V263H77ZM82 262V263H83ZM197 262V261H196ZM51 263V262H50ZM198 263V262H197ZM30 264V263H29ZM99 264H102L99 263ZM211 264H213L211 262Z\"/></svg>", "mask_w": 264, "mask_h": 264}, {"label": "crops", "instance_id": "3", "mask_svg": "<svg viewBox=\"0 0 264 264\" xmlns=\"http://www.w3.org/2000/svg\"><path fill=\"white\" fill-rule=\"evenodd\" d=\"M7 11H8V8L6 4L0 2V25L2 23V18L4 17ZM12 48H13L12 45H9L8 43H6V39L0 36V83H2L3 81L5 72L12 70V66L10 62L8 61L9 55H10L9 53L11 52ZM2 92L5 93L6 90H3L2 85L0 84V108H2L3 104H5V100L2 99Z\"/></svg>", "mask_w": 264, "mask_h": 264}]
</instances>
